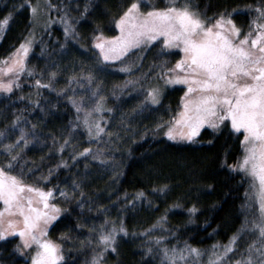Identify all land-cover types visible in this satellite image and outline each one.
Masks as SVG:
<instances>
[{
  "label": "trees",
  "instance_id": "trees-1",
  "mask_svg": "<svg viewBox=\"0 0 264 264\" xmlns=\"http://www.w3.org/2000/svg\"><path fill=\"white\" fill-rule=\"evenodd\" d=\"M36 1L0 0V20L11 13L7 25L0 30V60L13 53L29 35L33 26L31 5ZM129 2L51 0V3L57 5L51 12L52 16L63 15L61 4L68 7L72 23L79 33L78 40L66 41L64 25L61 23L43 31L36 39L27 61L28 67L34 69V76L22 74V87L14 89L8 96H0L3 99L0 112L6 118L1 127L8 126L16 116H21L23 119L20 122L36 125L37 135L48 145L44 151L30 146L24 148L23 156L32 163L29 164L32 172L26 175V181L36 183L38 180H28L31 174L46 176L49 169H54L48 180L40 186L65 188L69 193L68 197L60 199L59 191L54 192L56 198L53 200L63 212L49 232L50 238L63 246L65 259L61 264H91L94 250L99 247L96 243L99 225L104 223L105 217L117 222L122 220L128 235L121 233L118 236L116 251L108 250L102 264H161L158 255L146 254L149 236L144 234L161 217H166V230L152 231L150 236L164 235L169 245L179 241L181 246L187 242L202 249H210L216 243L227 244L243 219L240 206L248 187L247 182H241L240 174L222 165L225 158L228 164H232L241 155L239 134H230L228 129L215 132L206 127L196 137L198 142H174L167 138H156L152 133L154 125L161 118L168 120L175 114L185 88L169 89L159 106H151L143 113H137L129 106L133 99L141 98L142 94L139 96V92L131 86L123 93L114 87L122 84L127 76L119 71V63H106L103 71L97 68L99 50L93 42L95 30L99 26L105 36L117 35L118 30L112 21L118 18ZM194 2L208 17L236 9L233 19L242 30H247L250 20L256 15L246 6L255 5L257 0ZM85 3L89 5L88 11L81 15ZM153 4L162 7L165 0H154ZM176 53L179 52L168 56H161L159 51L152 54V60L145 68L148 76L153 75L151 69L155 60L160 62L167 59L168 67H171L179 59ZM82 69L84 73L91 70L98 77L92 85L84 82ZM52 71L57 73L53 88H42L37 96L34 80L39 78L47 82ZM40 72L44 73L43 77ZM74 74L80 84H69V77ZM101 77L103 80H98ZM97 83H100V88L101 84H107L103 86L106 91L110 87L116 93L115 99L104 101L103 115L106 120L102 124L110 130V124L119 114H125L130 120L131 130L127 133L122 131L116 137L113 133L111 140L102 136L98 143L90 145L82 125L76 129L70 127L72 123L80 122L76 120V110L67 97L77 96L81 84L86 87V91L80 95L90 93ZM61 88L65 89V93L59 92ZM37 99L40 101L39 106L32 103ZM12 108L18 111L15 117H10ZM108 108L113 111L109 113ZM148 119L150 124L146 123ZM70 133L71 143L63 153L56 151L59 143L69 137ZM53 138L57 140L56 145H53ZM89 146L104 150L110 157L109 162L104 164L100 160H93L91 156L70 159L74 151H82ZM61 159L67 160L66 167L60 163ZM56 165L59 167L56 168ZM73 181L80 185L79 189L73 187ZM165 185L167 188L159 191ZM81 191L83 196H80ZM140 192L145 195L137 199ZM73 195L76 198H72ZM81 202L83 208L79 207ZM193 205L197 210L189 213ZM93 226H96V232L90 237L89 232ZM251 238L250 234L243 236L239 248L243 249ZM89 239L92 240L91 244L88 243ZM18 243L16 237L0 240V264H29L27 257L16 250L15 245Z\"/></svg>",
  "mask_w": 264,
  "mask_h": 264
},
{
  "label": "snow or ice",
  "instance_id": "snow-or-ice-1",
  "mask_svg": "<svg viewBox=\"0 0 264 264\" xmlns=\"http://www.w3.org/2000/svg\"><path fill=\"white\" fill-rule=\"evenodd\" d=\"M88 7L85 3L81 15L87 13ZM246 7L256 15L250 20L247 30H242L233 19L236 9L208 17L194 0H165L162 7L153 4L151 0H130L118 18L112 21L119 29L118 35L105 36L97 26L93 36L94 46L99 50L97 68L103 71L106 62L119 61V71L129 76L138 70L137 61L143 58V52L149 46H156L153 42H158L161 56L172 55L168 50H179L176 53L179 59L171 67H168L167 59L154 65L160 71L152 79L162 81L164 86L182 84L186 90L175 114L168 120L161 118L152 129L153 135H163L172 141L198 142L196 137L208 126L215 132L228 129L230 134H239L240 137L241 155L232 164H228L226 158L222 161L223 166L240 174L241 182L246 181L248 185L240 206L243 216L240 227L227 244L216 243L210 249H202L187 242L181 246L179 241L169 245L166 236L149 235L152 231L166 230V217H161L157 224L144 233L149 236L146 254L158 255L161 264H264V0H257L255 5ZM56 8L57 5L48 0L47 9ZM61 8L63 15L57 17L56 21L64 25L65 40L76 41L79 33L72 23L69 9L63 4ZM38 11L36 6H31L34 26ZM10 16L11 13L0 20V30L7 25ZM52 22L48 15L45 28ZM34 36L35 33L30 31L29 36L13 53L0 60V92L8 94L14 88L20 89L22 74L34 76V69L28 67L26 59ZM81 74L88 85H92L96 79L91 70L84 73L82 69ZM43 75L40 72V76ZM56 75L55 71L50 72L47 82L39 78L34 80L37 96L40 95V89L53 88ZM145 79H149L148 73L142 72L135 79L129 78L114 86L121 93L131 86L142 94L143 98L132 109L133 112L143 113L161 102L162 85L145 87L141 83ZM71 83L80 84L75 74L69 77ZM99 88L100 83H97L87 98L76 95L67 97L76 110V120L80 122L72 123L70 127L76 129L82 125L90 145L98 143L102 136L109 137V140L113 136L102 124L106 120L103 115L105 97L99 95ZM59 92L65 93V89L61 88ZM113 95H116L115 91ZM89 102L91 106L86 107ZM32 103L40 105L38 99ZM107 111L111 113L113 109L108 108ZM22 119L16 116L10 128L0 130V156L4 157L0 159V202L3 205L0 207V240L18 234L20 243L15 245L17 251L23 253L35 246L31 264H59L65 259L63 246L48 238L47 230L63 209L58 204L50 203V199L56 191L62 197H68L69 193L66 189L40 186L48 180L54 169H49L48 175L39 177L36 183L26 181L25 176L32 169L25 171L27 162L22 153L30 143L29 137L36 138L37 133L34 124L30 125V130L19 127ZM17 128L19 135L12 142L3 143V140L10 139L11 132ZM70 136L71 133L59 143L56 151L63 153L71 143ZM56 143V138H53V145ZM79 156H91L93 160H100L104 164L110 159L104 150L93 149L91 146L82 151H74L70 159L75 160ZM60 163L67 166V160L61 159ZM73 187L79 189L80 185L73 181ZM166 188L165 185L159 191ZM83 195L81 191L80 196ZM144 195L140 192L136 198ZM72 198L76 197L73 195ZM79 207H84L83 202ZM196 210L193 205L188 211L195 213ZM95 232L96 226H93L89 236ZM121 233L128 235L122 220L117 222L105 217L104 223L99 225L96 237L99 247L94 250L91 264H102L108 250L116 251L117 238ZM246 234L252 238L240 249L239 241ZM88 243L91 244L92 240L89 239Z\"/></svg>",
  "mask_w": 264,
  "mask_h": 264
},
{
  "label": "rangeland",
  "instance_id": "rangeland-1",
  "mask_svg": "<svg viewBox=\"0 0 264 264\" xmlns=\"http://www.w3.org/2000/svg\"><path fill=\"white\" fill-rule=\"evenodd\" d=\"M151 2L153 3L154 2V0H151ZM47 4H48V0H37L36 2H34L31 6H36L37 8H38V14H37V23L35 24V26L33 25L32 26V29H31V31L32 32H34L35 33V36H34V39H33V41H32V47H31V49H30V51H29V54H28V56H27V61H28V58H29V56H30V54L32 53V49H33V45H34V43H35V41H36V39L38 38V36L43 32V31H45V30H47V29H49V28H51V27H53L54 25H56V24H60L59 22H57L56 21V18L58 17V16H56V15H54V16H52L51 15V12L52 11H54V9H51V10H48L47 9ZM47 12V15H45V13ZM31 15H32V13H31ZM48 15H50L51 16V18H52V20H53V22L50 24V26L49 27H47V28H45V26H44V24H45V20L48 18ZM32 19H33V17H32ZM117 30H118V34H119V29L117 28ZM117 34V35H118ZM29 36V35H28ZM27 36V37H28ZM153 44L154 45H156L155 47H152V46H149V48H148V50H146V51H144L143 52V58L142 59H140V60H138L137 61V64H138V70H134L133 71V74L131 75V76H129V74H127V73H124V74H126L127 76H126V78H125V80L126 79H129V78H132V79H135L136 77H138V76H140V74L143 72V73H146V65L152 60L151 59V57H153L152 56V54L154 55L155 54V52H158L159 51V44H158V42H153ZM133 51H137V50H133ZM169 52H171V53H174V52H179V50L178 49H173V50H168ZM182 54V53H181ZM150 55V56H149ZM10 62V61H9ZM106 63H108V64H114V63H120L119 61H110V62H106ZM159 63V61L158 60H155L154 61V63L152 64L153 66H152V69H151V71H152V74L154 75L155 73H157V72H159L160 71V69L158 68V67H154V65L155 64H158ZM118 65V64H117ZM4 66H6V65H4ZM119 66V65H118ZM153 75H151L150 77H149V79H146L145 81L144 80H141V81H144V82H141L142 84H144L145 85V87H147V86H151V85H155V84H161L162 85V87H163V95H162V97H161V102H162V99H163V97H164V95H165V93L169 90V89H173V88H176V87H184L185 88V90H186V86L185 85H182V84H172V85H166V86H164L163 85V82L162 81H159V80H156V79H152L151 77H153ZM97 78L98 77H96V79L95 80H97ZM98 80H103V78L101 77L100 79H98ZM124 80V81H125ZM99 81V82H100ZM123 81V82H124ZM102 86H101V88L99 89V95H102L103 97H105V99H110V100H112V99H115V95H113V92H112V90H111V88L110 87H108L107 88V91H106V89L103 87V86H108L107 84H101ZM14 89H16V88H14ZM13 89V90H14ZM86 87L83 85V88H80V90L78 91V94H77V96H81L80 95V93H82V92H85L86 90ZM36 90V89H35ZM89 91V90H88ZM11 93H8V94H6V93H3V92H0V96H2V95H5V96H8V95H10ZM90 95V93H88V92H86L83 96H85L86 98L88 97ZM139 96H141L140 95V93H139ZM143 97H141V98H135V99H133V101H132V103L130 104V108H134L138 103H139V101L142 99ZM3 101V99L0 97V102H2ZM161 102H160V104H161ZM4 104V103H3ZM159 104V105H160ZM159 105H153V107H157V106H159ZM2 106H4V105H2ZM1 106V107H2ZM86 107H89V106H91L90 105V102L88 103V104H86L85 105ZM18 114V111H17V109H14L13 110V108H12V111H11V114H10V117H15L16 115ZM134 113H131L130 115H133ZM95 115V114H94ZM130 120H128L127 119V117H125V114H119V116L115 119V121L113 122V123H111L110 124V130L109 131H111L112 133H114L113 135L116 137V133H118V134H120V133H122V131H123V133H127V132H129L130 130H131V128H130V122H129ZM6 122V118L5 117H3V115H2V113L0 112V130H3V129H6V128H10L11 126H12V123H10L8 126H5V127H1L4 123ZM146 123L147 124H150L151 123V121H149V119L148 120H146ZM30 125H32L31 124V122H19V127H23V128H25L26 130H29L30 129ZM206 127H208V126H205V128ZM205 128H203V129H205ZM209 128V127H208ZM203 129L201 130V132L203 131ZM211 129V128H210ZM213 130V129H212ZM116 132V133H115ZM200 132V133H201ZM19 135V129L17 128L15 131H13V132H11V134H10V139L9 140H3V143H10V142H12L14 139H15V137L16 136H18ZM118 136H120V135H118ZM154 137H158V138H167V137H164L163 135H154ZM29 139H30V143H29V145L27 146V147H33L34 149H37V150H41V151H44V150H46V146H48L46 143H44V140H42L41 139V136H39V135H37V137L36 138H32L31 136L29 137ZM168 139V138H167ZM172 141V140H171ZM103 142V141H102ZM174 142H177V141H174ZM181 142H183V141H181ZM185 142H189V141H185ZM104 143V142H103ZM96 148V147H95ZM24 152V151H23ZM46 153V152H45ZM22 155H23V153H22ZM24 157V156H23ZM2 158H4V157H2V156H0V159H2ZM24 160L27 162V166H26V168H25V171L27 172V170L29 169V164L31 163L29 160H27L25 157H24ZM32 164V163H31ZM39 177H41V176H39V174L38 173H36V174H31V178L30 179H28V180H38V178ZM25 179H26V176H25ZM46 181V180H45ZM45 181H43V182H45ZM42 187V186H41ZM63 189H65V188H63ZM67 190V189H66ZM56 196V195H55ZM58 197L60 198V199H64L65 197H62L61 195H60V192H58ZM54 198H56V197H54V194H53V197L50 199V203H55V204H57L53 199ZM3 205H2V202H0V207H2ZM62 212H63V210L60 212V214L57 216V218L55 219V220H53L49 225H48V230H47V236H48V238H50V236H49V232H50V229H51V227L56 223V221L62 216ZM10 237H16V238H18V240H19V243H20V237H19V235L17 234V235H15V236H10ZM9 238V237H8ZM51 239V238H50ZM57 243H59V242H57ZM59 244H61V243H59ZM34 250H35V246H33V248H31V249H26L22 254L23 255H25L26 257H27V259L29 260V264H31V255L34 253ZM62 263V261L61 262H59V264H61Z\"/></svg>",
  "mask_w": 264,
  "mask_h": 264
}]
</instances>
